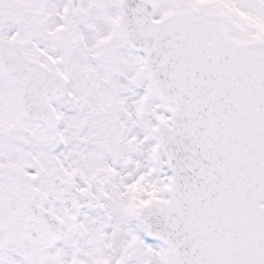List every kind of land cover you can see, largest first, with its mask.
<instances>
[{
  "label": "snow or ice",
  "instance_id": "6c2138e0",
  "mask_svg": "<svg viewBox=\"0 0 264 264\" xmlns=\"http://www.w3.org/2000/svg\"><path fill=\"white\" fill-rule=\"evenodd\" d=\"M0 264H264V0H0Z\"/></svg>",
  "mask_w": 264,
  "mask_h": 264
}]
</instances>
